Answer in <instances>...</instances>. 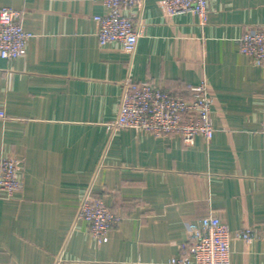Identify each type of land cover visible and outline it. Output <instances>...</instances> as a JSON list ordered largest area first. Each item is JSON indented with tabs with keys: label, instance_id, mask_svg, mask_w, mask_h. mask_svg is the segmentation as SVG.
Returning <instances> with one entry per match:
<instances>
[{
	"label": "crops",
	"instance_id": "obj_1",
	"mask_svg": "<svg viewBox=\"0 0 264 264\" xmlns=\"http://www.w3.org/2000/svg\"><path fill=\"white\" fill-rule=\"evenodd\" d=\"M33 35L15 60L0 58V156L21 160L22 188L0 195V264H170L186 225L216 214L233 237L232 264H264V66L238 38L264 27V0H210L165 13L162 0L132 11L133 54L100 46L101 0H0ZM127 80L191 97L204 83L214 134L112 132ZM86 192L123 214L106 241L76 220Z\"/></svg>",
	"mask_w": 264,
	"mask_h": 264
},
{
	"label": "built area",
	"instance_id": "obj_2",
	"mask_svg": "<svg viewBox=\"0 0 264 264\" xmlns=\"http://www.w3.org/2000/svg\"><path fill=\"white\" fill-rule=\"evenodd\" d=\"M103 14L94 15L96 35L100 46L118 43L134 53L140 31L132 11L141 9L144 0H101ZM210 0H162L167 14L192 11L204 22ZM21 23V11L0 7V58L15 60L32 37ZM238 51L252 61L264 66V27L252 28L238 38ZM191 97L170 92L147 80L124 83L118 111L107 128L116 132L122 128L144 130L155 136L178 134L186 144H193L196 135L210 140L214 134L211 117L212 98L202 82L191 86ZM6 114L0 110V118ZM260 133L264 141V119ZM21 160L11 155L0 156V195L11 197L22 188ZM123 218V214L106 204L103 198L89 192L83 194L78 204L76 220L87 225L89 236L97 242L106 241L109 231ZM251 228L231 232L227 224L216 214H208L186 225V237L179 254L170 264H232L230 242L233 237L246 241L253 237Z\"/></svg>",
	"mask_w": 264,
	"mask_h": 264
}]
</instances>
